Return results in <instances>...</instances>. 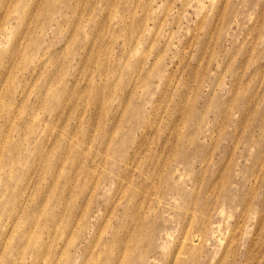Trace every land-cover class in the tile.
I'll return each instance as SVG.
<instances>
[{"label": "rangeland", "instance_id": "1", "mask_svg": "<svg viewBox=\"0 0 264 264\" xmlns=\"http://www.w3.org/2000/svg\"><path fill=\"white\" fill-rule=\"evenodd\" d=\"M0 264H264V0H0Z\"/></svg>", "mask_w": 264, "mask_h": 264}]
</instances>
